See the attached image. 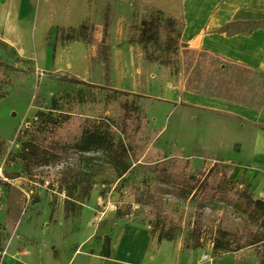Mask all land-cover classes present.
<instances>
[{
	"label": "rangeland",
	"instance_id": "374dc122",
	"mask_svg": "<svg viewBox=\"0 0 264 264\" xmlns=\"http://www.w3.org/2000/svg\"><path fill=\"white\" fill-rule=\"evenodd\" d=\"M156 15L154 6L141 0H36L35 21L25 27L24 41L19 37L12 43L0 34L7 43L0 45V63L23 70L18 76L0 67V79L10 77L13 82L8 94L0 98V138L4 141L0 153V264H124L126 258L116 249L126 226L144 227L155 240L160 228L172 233L169 241L193 261L205 250L212 257L201 260L206 264L227 262L229 256L218 259L222 252L239 255L228 264H254L255 257L263 264L248 242L264 233V224L252 219L253 211L245 202L239 205L232 197L235 187L242 189L237 185L241 179L249 183L253 198L264 199L249 175L233 159L179 148L168 140L169 128L158 137V116L163 110L156 102L146 106L141 102L158 99L154 96L160 89L172 84L180 90L208 87L258 105L264 99V73L202 50H188L166 27V14L156 34L141 35L142 20ZM114 89L141 96L113 93ZM60 95L71 101L67 107L76 104L75 111L90 115L109 114L110 103L122 97L134 100L144 108L147 128L156 131L153 144L160 148L158 154L149 151L147 159L185 156L191 178L140 165L124 183H117L115 172L97 163L100 166L94 167L99 171L89 196L76 202L75 210L66 216L62 170L68 163L91 169L76 153L59 151L57 127L34 118L38 111L48 110L52 97ZM81 98L83 102L75 103ZM139 124L138 116L126 125V131L137 139L143 134ZM27 141L36 152L27 160H12ZM220 150L224 156H232V149ZM103 179L111 182L110 187L101 183ZM103 186L110 188L105 197L100 195ZM148 207L152 215L147 217ZM219 228L238 240L236 251L213 248ZM105 235L110 237L109 258L99 256ZM165 254L162 251L153 264H165Z\"/></svg>",
	"mask_w": 264,
	"mask_h": 264
},
{
	"label": "crops",
	"instance_id": "0c3cea01",
	"mask_svg": "<svg viewBox=\"0 0 264 264\" xmlns=\"http://www.w3.org/2000/svg\"><path fill=\"white\" fill-rule=\"evenodd\" d=\"M141 1L182 20L180 41L185 47L264 73V0ZM35 12L36 0H0V34L12 43L19 37L24 41L25 27L35 21ZM154 97L158 99L141 104L156 102L163 110L158 116V137L169 128L168 140L181 149L196 148L205 154L233 159L264 196V99L256 105L208 87L180 90L172 84L163 86ZM224 147L232 149V156L222 154L220 148ZM116 251L126 258L124 264H153L162 251L166 252L165 264H206L200 254L193 261L179 245L157 241L141 226L122 228ZM225 256L230 259L218 264H228L239 257L233 252H222L217 257ZM262 261L264 264V258ZM259 262L255 257L253 263Z\"/></svg>",
	"mask_w": 264,
	"mask_h": 264
},
{
	"label": "trees",
	"instance_id": "16d2710c",
	"mask_svg": "<svg viewBox=\"0 0 264 264\" xmlns=\"http://www.w3.org/2000/svg\"><path fill=\"white\" fill-rule=\"evenodd\" d=\"M157 12L156 16L149 19H143L140 27L141 35L145 32L149 34H156L157 28L161 27L163 15H167V25L170 33H175L176 39L180 40L181 30L183 27L182 20L167 11H164L154 6ZM85 26L82 24V29ZM165 27V26H164ZM80 36V35H78ZM84 37V34L81 35ZM103 41V39H102ZM0 45H7V43L0 39ZM188 50H194L187 48ZM1 69H7L10 72H17L18 76L23 73L22 69H18L13 65L0 63ZM76 84H85L82 80H74ZM13 82L10 77L0 79V98L8 94ZM113 93L130 94L134 97L141 96L136 93H128L125 90H112ZM66 99H65V98ZM83 102V98L75 100V103ZM71 101L67 95H60L52 97L51 105L48 110L38 111L34 118L45 125L57 127L58 135L55 136L59 142V151L62 153H76L77 158L81 163L91 169L87 171L83 167H74L69 163L65 165L62 170V188L65 191L64 198V212L67 216L70 212L75 210L76 202H82L83 199L89 196L90 190L93 187L95 180L94 175L98 173V169L94 165L100 166L97 163L107 165L116 174L117 183H124L133 170L140 165H151L159 168L162 171H171L175 174H181L186 178H191L187 172V165L185 163V156L178 154L172 155L171 158L154 156V158L147 159L149 151L157 153L160 148L156 147L154 142V135L156 131L147 128L148 118L145 114L144 108L139 106L134 100L128 101L125 98L114 100L110 103L111 108L109 114H80L75 111L74 107L66 106ZM138 116L142 124L143 134L137 139L136 136H131L127 132L126 125L137 120ZM147 129L146 134L144 133ZM49 130V129H48ZM52 131V129L50 128ZM4 141L0 138V153L3 149ZM146 147V148H145ZM145 148V149H144ZM35 146L31 143L22 142L20 151L11 159L27 160L31 153H35ZM93 153V154H89ZM158 154V153H157ZM99 161V162H95ZM104 167V166H103ZM102 184L108 183L106 187H110L111 182H106L105 179L101 181ZM242 187L232 190V197L239 201V205L244 202L251 208L252 219H260L264 224V199L253 198L250 195L249 183H243L241 179L237 185ZM117 184L114 186L115 189ZM110 188L103 186L100 190V195L105 197ZM150 208V207H148ZM148 211V213H147ZM119 215L121 212L116 209ZM145 216L152 215V210L146 208ZM162 239L171 240L173 234L159 229L157 241ZM213 248L222 251H236L238 240L232 239L223 228H219L212 240ZM248 245L253 247L259 255V258H264V233H261L252 238ZM111 255L110 237L105 235L101 241L99 256L109 258Z\"/></svg>",
	"mask_w": 264,
	"mask_h": 264
},
{
	"label": "built area",
	"instance_id": "2783aa9c",
	"mask_svg": "<svg viewBox=\"0 0 264 264\" xmlns=\"http://www.w3.org/2000/svg\"><path fill=\"white\" fill-rule=\"evenodd\" d=\"M200 259L202 261H206V260H212V257H211V255L208 252H206L205 250H203L202 253H201Z\"/></svg>",
	"mask_w": 264,
	"mask_h": 264
}]
</instances>
